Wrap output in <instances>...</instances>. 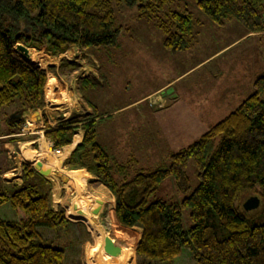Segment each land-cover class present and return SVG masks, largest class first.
Here are the masks:
<instances>
[{"label": "trees", "instance_id": "trees-1", "mask_svg": "<svg viewBox=\"0 0 264 264\" xmlns=\"http://www.w3.org/2000/svg\"><path fill=\"white\" fill-rule=\"evenodd\" d=\"M113 1L135 7L140 17L151 18L173 0H0V111L9 110L0 135L20 132L23 112L44 104L45 69L19 54L17 44L27 46L29 54L34 48L52 55L72 46L84 50L113 45L122 27ZM194 1L216 25L235 20L247 33L264 30L261 0ZM157 23L164 32L165 49L174 53L188 47L194 27L188 9L171 11L166 20ZM62 65L73 70L78 64L63 61ZM45 89V94L53 91L52 86ZM79 121L70 115L55 127L46 124L44 136L54 149L70 144ZM82 121V139L64 164L69 169H86L110 189L117 222L95 232L89 214L54 208L50 180L23 163L22 182L0 189V206L7 203L15 214L14 219L0 216V264H66L71 255L68 243L73 244L71 229H80L82 238L88 236L81 224L69 218L82 221L95 239V248L103 250L114 246L101 244L100 236L113 242L133 240L136 233L128 227L137 226L132 246L137 264H173L185 249L196 264H264V74L254 80L253 92L234 110L196 141L171 153L167 167L137 171L132 177L128 160L112 159L100 145L95 119ZM189 159L197 169L196 187L179 201L149 200L168 176L179 191L189 189ZM248 192L259 197L254 212L243 207ZM113 202L103 199L100 211L94 214L95 225L112 221ZM76 203L69 200L66 207L70 211L91 209ZM184 207L190 210L191 225L186 229ZM42 230L51 231L52 236H44ZM76 250L79 248L72 249Z\"/></svg>", "mask_w": 264, "mask_h": 264}, {"label": "rangeland", "instance_id": "rangeland-1", "mask_svg": "<svg viewBox=\"0 0 264 264\" xmlns=\"http://www.w3.org/2000/svg\"><path fill=\"white\" fill-rule=\"evenodd\" d=\"M261 1L264 2V0ZM113 7L117 22L122 26L115 43L80 50L79 58L71 54L65 58H78L85 60L89 66L98 67L102 74L101 80L104 81L96 80L93 85L82 83L80 88L86 95L92 90L89 97L92 94L91 102L97 112L118 107L142 94L156 91L159 86L170 82L166 84L161 96L152 94L150 100L144 98L95 123L100 145L112 159L119 162L128 160L129 175L132 177L137 171L167 167L171 153L196 141L201 134L234 110L245 97L253 92L254 80L264 74V30L257 32L262 34L247 35L236 41L235 39L244 32L242 24L231 20L224 25H216L196 6L194 0H173L161 8L158 15L151 18L140 17L135 7H127L116 1H113ZM183 9L191 12L194 27L188 47L172 53L163 46L164 32L157 26V22L166 20L171 11ZM30 49L34 50L32 54L36 58L32 60L29 55H24V58L44 67L46 72L52 75L49 64L58 61V57L34 48ZM17 52L21 54L18 49ZM50 77L54 79L53 76ZM54 83L55 80L49 84L54 86ZM168 89L170 92L166 93ZM59 92V89L53 87L52 100L49 101L45 96L44 107L36 110L45 109L47 114L52 112L58 114V111L62 109L57 118L67 111L71 103L70 95L68 92L63 94ZM162 94L166 97L165 99ZM8 111H0V127L2 128L3 119ZM23 126L28 131L39 130V132L31 133L32 138L36 137V141L41 138L47 143V138L41 137L44 136V132L40 131L41 128L45 129V126H28L25 121ZM13 136L20 135L14 133ZM36 141L22 144V157H24V149L28 147L31 151H37H34L36 154L26 153L27 157H24L26 160L30 162L41 160L43 164H49L47 160L50 161L49 165L53 166V173L48 175V178L50 182L53 181V186L51 184L53 200L51 196L50 198L54 206L63 208L64 211L74 215L89 214L95 232L116 223L118 219L115 215L114 202V218L109 224L103 223L104 225L100 226L95 225L91 209L68 210L66 204L69 200H75L78 202L76 204L91 206V208L96 204L94 195L85 188L86 173L81 169L68 170L69 168L63 165V160L61 162L58 158L61 154H53L54 150L51 148V153L57 156V160L52 162V154L43 155L42 151L38 150ZM47 147L49 148L48 144ZM16 150L21 153L20 148L16 147ZM73 172H76L77 176L80 175L78 182L70 184L63 181V176L68 180V177L74 175ZM186 173L190 184L187 191H179L174 179L168 176L149 196V200L163 198L179 201L198 184L197 169L192 159H189L186 165ZM100 191L104 197H108L105 200L112 201L107 189H100ZM58 192L63 200L60 199ZM252 195L255 193L248 192L246 197ZM243 200L244 197L241 202ZM256 210L258 208L250 212ZM189 211L188 207L182 209V222L185 229L191 225ZM0 216L5 219L15 218L14 212L7 203L0 206ZM69 219L81 224L88 236L82 238L80 229L76 227L71 229L69 236L73 244L68 243L71 246L69 250L71 255L66 264H137L136 249L135 253L132 251L138 236L137 226L128 227L136 233L133 240L115 242L114 247L103 250L95 248V239L82 221ZM43 229L46 228L43 227ZM44 231L42 230L44 236H52L51 231ZM76 234L77 237H75ZM101 235L104 234L101 233ZM106 239L104 235L100 236L98 241L104 244L107 243ZM77 247L79 251L73 252L72 249ZM173 264L196 263L191 253L185 249Z\"/></svg>", "mask_w": 264, "mask_h": 264}, {"label": "crops", "instance_id": "crops-1", "mask_svg": "<svg viewBox=\"0 0 264 264\" xmlns=\"http://www.w3.org/2000/svg\"><path fill=\"white\" fill-rule=\"evenodd\" d=\"M263 10V9H262ZM264 11V10H263ZM257 35V34H262V33H257V32H248L245 30L244 28V32L241 33L235 40L237 41L239 38H242L244 36L247 35ZM264 34V33H263ZM31 50V49H30ZM81 49L77 46H72L70 48H68L65 52L63 53H59L58 55H53L54 57H58V61H53L51 64H49V69L51 70L52 75H50V72H46V82L44 85V89L45 86H51L49 83L53 82L55 80L54 83V87L55 89H59V93L63 94L64 92H68L69 93V97L71 100V103L69 104L68 110L67 111H62L63 113L60 114V116L57 115L60 113L59 111H61L62 107L60 108L61 110L58 111V114H56L57 112H52L50 114H47V111L44 109L41 111L38 110V115L34 116L33 112L36 109H27L23 112L24 115V121L25 124H28V126L33 125L36 127H41V126H46V124H48L51 127H55L57 125H59L60 123H62L65 119H67L70 115L72 117L77 118L78 120H81L79 122L76 123V130L73 133L72 136V141L70 144L61 146L60 149V156L58 158H60V161L63 163H65V160L69 157L70 153L72 152V150L74 149V147L76 146V144H78L81 139H82V135H83V130L81 129V123L83 122L82 120L86 119V118H91V119H95V121H101L109 116H111V113L119 111L121 109H124L132 104H135L137 102H139L140 100L146 98L149 99L152 97L151 95L153 94H161V92H164L163 90H165L164 88L166 87V84H168V82L164 83L163 85L159 86L156 91L150 92V93H145L140 95L139 97L126 102L118 107L115 108H110V109H103L99 112H97L96 107L93 105V103L91 102V96L89 97V94L92 92V88L90 89L91 91L86 95L81 91V84L82 83H87L88 85L92 84L93 82L100 81L103 82L104 80L102 79V74L100 73V71L98 70V67L95 66H89L88 64H86L85 60H80L78 59L79 56V51ZM74 55L75 57L78 56V58H73V59H67L65 57H69L67 55ZM27 56L29 55V57L34 60L35 58L33 57V54H26ZM63 61H72L75 62L77 65V67L73 70H68L67 66H63L62 62ZM43 69H45L44 67H42ZM48 75V77H47ZM105 75V74H104ZM50 76H53L54 79H52ZM92 81V82H91ZM170 83V82H169ZM95 85V84H94ZM162 89L161 91H158ZM45 96L47 99L52 100V91L50 93H46L44 91V102H45ZM161 96V95H160ZM163 99H165L166 97H164V95L162 94ZM146 99L144 101H146ZM143 101V102H144ZM44 107V104L43 106ZM40 107V108H42ZM43 112V114H42ZM56 114V115H53ZM46 130L45 129H40V131L44 132ZM32 132H39V130H25V127H21V131L20 133L17 135H20L22 137H20L19 140H9L8 137L14 135V134H5V135H0V189H4V190H8L9 188H12L16 185H19L22 182V165L23 163H29L33 166L34 162H30L28 160H26L24 157L26 153L28 154H36L34 151L37 150H30L28 147H26L23 151V156L22 157V144H29V143H33L36 141V137L32 138ZM34 136V135H33ZM43 138V135L41 136ZM37 145H38V150H41V138L37 139ZM47 144L49 146V151L50 154L53 147L51 141L47 138ZM16 147L20 148L21 153H19V151L16 150ZM52 148V149H51ZM54 150V149H53ZM49 154V155H50ZM53 154H58V153H53ZM52 154V162H54L55 160H57V156ZM59 155V154H58ZM56 156V157H55ZM22 157V158H21ZM51 160V159H50ZM47 162L50 161L47 160ZM65 166V164H63ZM53 166L51 165V168ZM66 167V166H65ZM77 169H81L82 171L84 170L86 173V180H85V188L87 191H89L92 195H94V197L99 200L103 199H107L108 197H104L102 192L100 191V189H107L109 191V197L112 198V200L114 199V195L113 193L110 191V189L103 183L100 181V179L89 173L87 170H85L84 168H77ZM70 170V169H68ZM73 170V169H71ZM53 173V170H51V173ZM49 174V175H50ZM48 178V176H46ZM49 179V178H48ZM63 181H66V179L63 176ZM53 182V181H52ZM51 182V184H52ZM53 186V184H52ZM106 187V188H105ZM53 187H51V193H52ZM59 195V192H58ZM51 196V194H50ZM65 196V195H64ZM60 199L62 198L59 195ZM63 200V199H61ZM54 203V202H53ZM52 204V206L54 208H56L54 205ZM62 203V202H61ZM114 203H115V199H114ZM115 207V206H114Z\"/></svg>", "mask_w": 264, "mask_h": 264}, {"label": "water", "instance_id": "water-1", "mask_svg": "<svg viewBox=\"0 0 264 264\" xmlns=\"http://www.w3.org/2000/svg\"><path fill=\"white\" fill-rule=\"evenodd\" d=\"M17 49L20 50L23 57H25L24 55H26L28 53V47L22 43L17 44ZM165 92L166 93L170 92V89L166 90ZM33 115L34 116L38 115V110H35L33 112ZM33 166L41 175H44V176H48L52 170V168L49 164H43V162L41 160H36L35 163L33 164ZM102 202H103L102 200L97 199L96 205L94 206V208L91 209V213L97 214L101 209ZM258 206H259V197L256 195L249 196L243 202V207L246 210H251V209L257 208ZM106 241L111 246L116 245V243L113 242L109 237H107Z\"/></svg>", "mask_w": 264, "mask_h": 264}, {"label": "bare ground", "instance_id": "bare-ground-1", "mask_svg": "<svg viewBox=\"0 0 264 264\" xmlns=\"http://www.w3.org/2000/svg\"><path fill=\"white\" fill-rule=\"evenodd\" d=\"M48 141V140H47ZM41 151H42V153H43V155H45V156H49V154H50V151L48 150V147H47V143H46V141H44V140H41ZM54 152L55 153H59L60 152V149H58V150H54ZM32 158V157H31ZM73 174L74 175H72V176H70V177H68V180H66V182H78V180L80 179L79 178V176L80 175H76V172L74 173L73 172ZM81 174V173H80ZM84 177H85V175H83ZM82 182V181H81ZM85 182V181H84ZM83 184V183H82ZM51 198H52V200H53V191H52V193H51ZM96 205V204H95ZM92 208H94V207H92ZM91 208V209H92Z\"/></svg>", "mask_w": 264, "mask_h": 264}, {"label": "built area", "instance_id": "built-area-1", "mask_svg": "<svg viewBox=\"0 0 264 264\" xmlns=\"http://www.w3.org/2000/svg\"><path fill=\"white\" fill-rule=\"evenodd\" d=\"M264 19V18H263ZM263 22H264V20H263ZM40 51H42V50H40ZM54 149V148H53ZM59 148H56V149H54V150H58Z\"/></svg>", "mask_w": 264, "mask_h": 264}]
</instances>
